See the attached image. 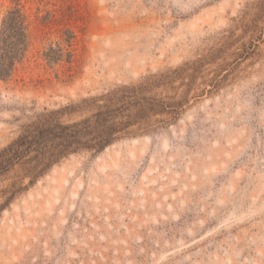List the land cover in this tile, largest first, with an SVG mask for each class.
<instances>
[{
  "label": "rangeland",
  "instance_id": "obj_1",
  "mask_svg": "<svg viewBox=\"0 0 264 264\" xmlns=\"http://www.w3.org/2000/svg\"><path fill=\"white\" fill-rule=\"evenodd\" d=\"M15 9L0 264H264V0H0V45Z\"/></svg>",
  "mask_w": 264,
  "mask_h": 264
},
{
  "label": "trees",
  "instance_id": "obj_2",
  "mask_svg": "<svg viewBox=\"0 0 264 264\" xmlns=\"http://www.w3.org/2000/svg\"><path fill=\"white\" fill-rule=\"evenodd\" d=\"M19 20L18 21V25H17V33L15 32V30L13 29L14 26V20ZM6 27L7 29L10 31L7 39L4 40V44L0 45V78H4L6 76H8L10 74V72L12 71L13 68V62L16 58L19 57L20 52H22L25 49V27L23 25V19L21 18V14L19 13V9H15L12 11H9L7 14V20H6ZM13 29V31H12ZM43 125H50V128H47L45 133H48L49 135H53L55 128H60V126L57 124V122H55L54 118H52L51 120H47L46 122L43 123ZM66 127H62V129H64ZM120 130V128H119ZM118 128H113L110 132L105 131V135L106 138L102 141H98V142H94V143H87L86 141H82L79 139L80 135H76V134H63L62 136H58L56 134L57 138H60L61 141H59L58 143L54 144L52 146L51 149V156L53 155V153H56L54 155H61L63 153H66L70 150L71 147H79L81 145H88V147H92L95 149H100L103 146H105L108 142H110V140L113 137V134L117 131H119ZM30 136V135H29ZM33 136V135H31ZM84 137V135H81ZM27 138V136H22L19 137L20 139L23 138ZM35 137V135L33 136V138ZM19 140V139H18ZM17 142V141H16ZM37 146H43L45 149L48 150V148L46 147V144L42 141H40L38 143ZM74 148V149H75ZM44 153V152H42ZM50 156V157H51ZM50 157H44L42 159H47L46 163L52 161L53 159H51Z\"/></svg>",
  "mask_w": 264,
  "mask_h": 264
}]
</instances>
